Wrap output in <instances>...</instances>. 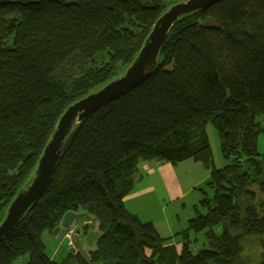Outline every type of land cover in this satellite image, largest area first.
I'll return each instance as SVG.
<instances>
[{"label": "trees", "instance_id": "16d2710c", "mask_svg": "<svg viewBox=\"0 0 264 264\" xmlns=\"http://www.w3.org/2000/svg\"><path fill=\"white\" fill-rule=\"evenodd\" d=\"M180 1L0 0L1 220L65 110L123 74ZM261 134L264 0H222L188 14L147 79L73 128L44 195L0 242V264H248L241 240L264 237ZM152 160L210 172L209 191L178 234L181 252L124 203L139 164ZM67 212H86L102 232L88 258L71 250L57 261L46 251L43 235Z\"/></svg>", "mask_w": 264, "mask_h": 264}, {"label": "water", "instance_id": "95a60500", "mask_svg": "<svg viewBox=\"0 0 264 264\" xmlns=\"http://www.w3.org/2000/svg\"><path fill=\"white\" fill-rule=\"evenodd\" d=\"M220 1L222 0H182L172 5L156 21L137 57L123 74L111 80L99 90L76 101L65 110L40 156L30 182L18 192L0 222V242L13 231L27 211L44 195L73 128L102 106L134 88L154 72L158 66L162 46L171 28L182 17L205 10ZM83 220L85 222L80 224L79 222ZM93 222H95V219L86 212H67L52 234L59 241L70 238L74 241L78 250L88 258L89 252L98 250L97 242L102 236V232H99L96 242L91 246L87 244L91 232L84 235V228L89 227L90 223ZM83 237L85 243L81 241Z\"/></svg>", "mask_w": 264, "mask_h": 264}, {"label": "crops", "instance_id": "0c3cea01", "mask_svg": "<svg viewBox=\"0 0 264 264\" xmlns=\"http://www.w3.org/2000/svg\"><path fill=\"white\" fill-rule=\"evenodd\" d=\"M200 165V163L192 161H185L176 166L155 160L141 162L136 174L135 186L124 198L126 208L136 214L143 222L153 223L161 237L168 239L166 245H173L178 252H181L183 245V241L178 234L187 228L189 220L194 216L195 208L200 205L205 193L209 191L210 175L206 174L208 173L207 170L203 172ZM225 165L226 163L222 167ZM180 167L187 168L191 175L180 176ZM182 181H185L186 184ZM195 188H200L203 194L200 197L198 196L194 201L195 203H191L189 206L183 203V217L179 214L178 207L169 210L171 203H175V207L188 192L190 193L191 189ZM84 222L85 220L79 223L83 224ZM89 227L92 233L87 244L91 246L96 242L99 232H97L96 222L90 223ZM50 236L52 237L50 242L56 247L53 256L48 255L56 260V257L61 253L62 241L57 240L52 233H50ZM81 241L82 243L86 242L84 237L81 238ZM64 258L61 259L60 257L57 261Z\"/></svg>", "mask_w": 264, "mask_h": 264}, {"label": "rangeland", "instance_id": "374dc122", "mask_svg": "<svg viewBox=\"0 0 264 264\" xmlns=\"http://www.w3.org/2000/svg\"><path fill=\"white\" fill-rule=\"evenodd\" d=\"M207 132H208L209 137H210V142H211V146H212V150H213V154H214L215 164L218 168H220L226 163V160H225V158L222 154V151H221V144H220V138H219L218 132L212 124H208ZM258 151L260 153H264V134H261L259 136ZM192 162H194V161H192ZM200 166H202L203 172H204V170H207L208 173H206V174L210 175V172L208 171V169H206L202 164ZM183 168L184 167H180V169H179L180 176H184L187 174L191 175L190 171H187V168L186 169H183ZM182 182L184 184H186L185 181H182ZM202 194L203 193L201 192L200 188L191 189L190 193L188 192L186 194V196L183 197L182 201H180V203H179L180 205L178 204L174 207L175 203H171L169 210H172V208L178 207V212L183 217L184 216L183 215L184 206H182L183 203L187 204L189 206L191 203H195L194 201H196L197 197L198 196L200 197ZM198 204H199V202H198ZM193 214H195V211L193 212ZM0 220H1V217H0ZM51 238L52 237L50 236V233H45L43 239H44V242L46 244L47 253L49 255L53 256V252L55 251L56 246L50 242ZM68 242H69V240L66 238L61 242L62 243L61 244V253L59 256L56 257V260H59L60 257H61V259H62V257H66L68 255V253L71 251V248L69 247ZM240 244H241V255L243 256V258L248 259V264H261L262 262H264V237L263 236H259V235L247 236L241 240ZM24 263L25 262H23V264Z\"/></svg>", "mask_w": 264, "mask_h": 264}, {"label": "built area", "instance_id": "2783aa9c", "mask_svg": "<svg viewBox=\"0 0 264 264\" xmlns=\"http://www.w3.org/2000/svg\"><path fill=\"white\" fill-rule=\"evenodd\" d=\"M68 239H69L68 245L71 248V250H75V252H77L78 251V248L76 247L74 241L71 240L70 238H68Z\"/></svg>", "mask_w": 264, "mask_h": 264}]
</instances>
